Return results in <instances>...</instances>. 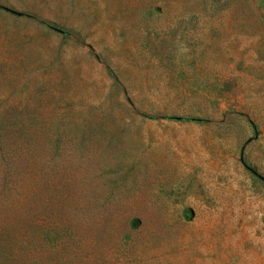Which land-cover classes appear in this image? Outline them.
<instances>
[{
	"label": "rangeland",
	"instance_id": "1",
	"mask_svg": "<svg viewBox=\"0 0 264 264\" xmlns=\"http://www.w3.org/2000/svg\"><path fill=\"white\" fill-rule=\"evenodd\" d=\"M6 114L0 262L264 264V0H0Z\"/></svg>",
	"mask_w": 264,
	"mask_h": 264
},
{
	"label": "trees",
	"instance_id": "2",
	"mask_svg": "<svg viewBox=\"0 0 264 264\" xmlns=\"http://www.w3.org/2000/svg\"><path fill=\"white\" fill-rule=\"evenodd\" d=\"M16 119H18L17 116L15 118L12 114H6L0 118V160L2 162H4L5 159L4 154L8 152V149L10 147L9 139H11L12 141L14 140L18 141L17 139H20L18 141L19 144L16 145L19 146L22 153H24L27 157L31 156L30 150L33 145L32 142L33 140H31V135H33L36 132V129L34 128L28 129V127L22 128L21 125H17L15 123ZM37 132L43 133L44 129L43 130L38 129ZM54 147L56 148L55 144ZM14 168H16V166H14ZM25 168L26 166L23 167V169ZM7 181H9V178L5 177V173L4 175L2 174L0 176V182L2 184H5ZM34 194L35 191L32 190L30 192V198L28 196H24L23 197L24 202L27 204L31 200H34V198L32 197ZM32 203H36V201H33ZM133 224H136V220H133ZM13 229L11 228V226H9V224H0V239H1L0 241H3L0 243H4L5 237L9 238L11 237L12 234H14ZM41 231H42V236L46 240V243L48 245L47 247L53 248L52 254L54 253L58 254V224H54L53 226H50V228L43 229ZM17 242L18 240H16L13 236L12 239L9 241L11 249L8 248V246H4V250L1 256L2 262H0V264H29L30 254L26 249V247H24L25 245L23 244V240L20 239L19 244L15 245ZM43 243L44 242L41 238L39 244L40 245L42 244V246H44ZM39 252H41V250L37 249L32 264H50V261L46 263L44 262L43 257L42 255L39 254Z\"/></svg>",
	"mask_w": 264,
	"mask_h": 264
}]
</instances>
